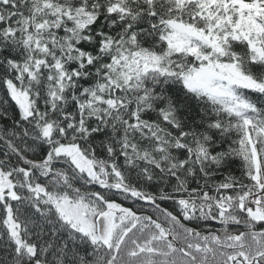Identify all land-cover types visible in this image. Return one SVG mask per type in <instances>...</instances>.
I'll return each instance as SVG.
<instances>
[{"label": "snow or ice", "instance_id": "obj_1", "mask_svg": "<svg viewBox=\"0 0 264 264\" xmlns=\"http://www.w3.org/2000/svg\"><path fill=\"white\" fill-rule=\"evenodd\" d=\"M0 264H264V0H0Z\"/></svg>", "mask_w": 264, "mask_h": 264}]
</instances>
